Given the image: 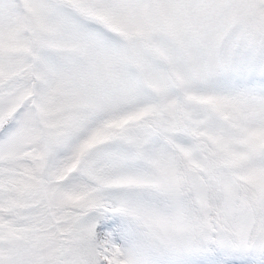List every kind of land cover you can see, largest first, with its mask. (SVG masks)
Returning a JSON list of instances; mask_svg holds the SVG:
<instances>
[{"label":"snow or ice","instance_id":"obj_1","mask_svg":"<svg viewBox=\"0 0 264 264\" xmlns=\"http://www.w3.org/2000/svg\"><path fill=\"white\" fill-rule=\"evenodd\" d=\"M0 264H264V0H0Z\"/></svg>","mask_w":264,"mask_h":264}]
</instances>
